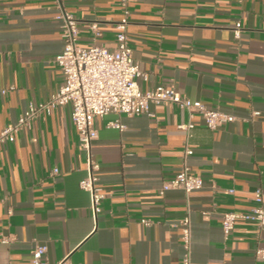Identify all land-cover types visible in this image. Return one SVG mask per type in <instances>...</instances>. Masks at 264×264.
I'll use <instances>...</instances> for the list:
<instances>
[{
  "label": "crops",
  "instance_id": "1",
  "mask_svg": "<svg viewBox=\"0 0 264 264\" xmlns=\"http://www.w3.org/2000/svg\"><path fill=\"white\" fill-rule=\"evenodd\" d=\"M129 4V41L144 73L140 87L174 83L235 120L212 130L195 114L187 140L178 125L191 118L178 106L151 104L152 115L96 116L91 155L108 196L95 215L91 194L79 185L87 159L71 106L41 116L13 141L0 142V264H32L37 244L47 246L48 264H183L180 222L187 215L190 264H264L255 256L264 233L258 236L249 217L258 188L264 204V0ZM63 7L79 20L80 45L115 47L120 0H64ZM60 14L56 0H0V88L8 89L0 94V133L62 82L54 61L63 48ZM92 20L100 21L98 38L88 26ZM114 120L124 127L109 126ZM186 144L203 186L188 194L162 192L180 170ZM224 212L246 216L229 238Z\"/></svg>",
  "mask_w": 264,
  "mask_h": 264
},
{
  "label": "built area",
  "instance_id": "2",
  "mask_svg": "<svg viewBox=\"0 0 264 264\" xmlns=\"http://www.w3.org/2000/svg\"><path fill=\"white\" fill-rule=\"evenodd\" d=\"M63 1L56 0L61 11L63 48L54 58L62 70L63 80L47 101L38 104L30 103L14 123L7 125L0 133V142L13 141L17 134L24 128L31 127L41 116L51 114L57 107L70 105L72 122L78 134L79 148L85 153L87 159L88 173L80 180L79 185L91 194L92 209L96 215L102 210L103 201L108 196L98 185L100 166L91 155L92 142L97 137V130L93 127L96 116H105L109 113L152 115L151 104L178 106L185 109L191 118L189 122L178 125L179 129L186 131L187 140L196 126L192 120L195 114H200L206 126L212 130L221 128L225 123L233 122L235 116L209 108L199 100L191 99L174 83L159 84L147 90L140 87L138 78L144 73L134 58L129 41L128 28L132 14L129 0H120L122 16L115 22L116 45L114 48L102 44H93L89 47L80 45L79 20L64 10ZM88 26L93 37L98 38L103 35L100 21L92 20ZM241 29L242 23L237 22L234 29L236 38L241 36ZM7 91L6 88H0V94H6ZM108 125L121 129L124 127L120 120L111 121ZM192 153V148L186 144L182 166L171 180L163 184L162 192L179 188L188 194L203 186L202 177L195 174L188 163ZM58 173L59 169L55 168L53 175ZM254 199L257 204L249 217L257 221V234L260 236L264 233V204L261 188L255 190ZM241 217L246 216L236 212L223 213L222 230L225 238H229L236 221ZM144 223L149 224V221L144 220ZM180 227L184 247L183 264H190L193 233L189 215L181 220ZM3 241L7 239L4 238ZM46 252V245L37 244L31 252L32 264H48ZM255 256L257 260L264 262V246L256 248Z\"/></svg>",
  "mask_w": 264,
  "mask_h": 264
}]
</instances>
